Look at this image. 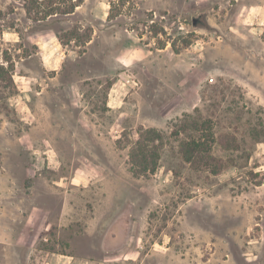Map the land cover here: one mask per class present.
<instances>
[{"label":"rangeland","instance_id":"374dc122","mask_svg":"<svg viewBox=\"0 0 264 264\" xmlns=\"http://www.w3.org/2000/svg\"><path fill=\"white\" fill-rule=\"evenodd\" d=\"M24 4L0 0L17 87L0 100V264H264V0H84L46 20ZM197 106L213 158L166 147L134 176L138 131Z\"/></svg>","mask_w":264,"mask_h":264},{"label":"trees","instance_id":"16d2710c","mask_svg":"<svg viewBox=\"0 0 264 264\" xmlns=\"http://www.w3.org/2000/svg\"><path fill=\"white\" fill-rule=\"evenodd\" d=\"M43 1L49 3L48 9L42 17L44 20L60 14H73L77 7L84 2V0H30L29 5L24 4L27 14L31 15L32 8L40 5ZM110 2L112 4V0ZM62 3L66 5L65 8L61 7ZM42 18L36 20L40 21ZM72 34L77 35L75 31H72ZM57 36L61 43L65 44L64 39L59 34ZM7 61L8 65L0 63V100H5L17 92L13 78L14 64L9 59ZM223 80L220 78L218 81ZM209 85L215 86L214 92H221L216 83ZM203 96L205 97V93ZM215 126L212 115L197 106L192 112H185L182 116L169 122L167 129L142 127L138 131V138L127 144L129 146L130 172L136 177L154 174L160 165L162 151L166 147L175 150L185 162L191 165L209 162L213 158V149L217 142ZM256 130L252 128L250 134L256 141L264 140V134L260 135ZM117 144L121 146L122 139H117ZM214 166L211 172L220 173V167Z\"/></svg>","mask_w":264,"mask_h":264},{"label":"water","instance_id":"95a60500","mask_svg":"<svg viewBox=\"0 0 264 264\" xmlns=\"http://www.w3.org/2000/svg\"><path fill=\"white\" fill-rule=\"evenodd\" d=\"M196 22H197V19H194V23L196 24Z\"/></svg>","mask_w":264,"mask_h":264},{"label":"crops","instance_id":"0c3cea01","mask_svg":"<svg viewBox=\"0 0 264 264\" xmlns=\"http://www.w3.org/2000/svg\"><path fill=\"white\" fill-rule=\"evenodd\" d=\"M78 7H80V6H78ZM78 7H77V8H78ZM75 12H76V11H75Z\"/></svg>","mask_w":264,"mask_h":264}]
</instances>
